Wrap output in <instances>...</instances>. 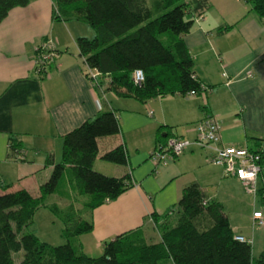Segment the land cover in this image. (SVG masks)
I'll list each match as a JSON object with an SVG mask.
<instances>
[{
    "label": "crops",
    "instance_id": "obj_1",
    "mask_svg": "<svg viewBox=\"0 0 264 264\" xmlns=\"http://www.w3.org/2000/svg\"><path fill=\"white\" fill-rule=\"evenodd\" d=\"M207 1L182 36L191 71L205 89L194 95L153 97L145 103L106 90L107 75L96 74V86L91 84L75 39L92 38L94 32L81 29L77 20L55 18L52 0L13 6L0 21V183L8 186L6 191L24 189L37 197L51 171L47 159L52 163L61 159L62 136L100 111L113 110L117 117L119 132L96 140L92 169L114 177L127 174L133 185L81 216L92 228L70 241L85 255L90 253L84 240L100 250L103 241L137 227L145 238L150 236L155 228L151 214L168 212L188 183H197L205 200L221 205L222 198L244 190L237 179L223 174L221 166L207 160L209 147L191 145L156 164L149 158L167 136L193 139V125L205 114L219 125V146L253 150L264 141V19L242 0ZM45 39L54 42L57 56L39 77L33 71L34 51ZM11 139L22 150V158L9 156ZM118 144L126 149L124 165L100 158ZM260 167L263 171L264 161ZM86 200L80 201L81 207ZM248 219L251 224V214ZM231 229L242 235L234 226Z\"/></svg>",
    "mask_w": 264,
    "mask_h": 264
},
{
    "label": "trees",
    "instance_id": "obj_2",
    "mask_svg": "<svg viewBox=\"0 0 264 264\" xmlns=\"http://www.w3.org/2000/svg\"><path fill=\"white\" fill-rule=\"evenodd\" d=\"M52 1L55 18L79 19L93 28L92 38L77 37L75 44L87 72L92 70L109 76L106 90L142 103L153 97L202 91V84L191 71L192 59L182 36L190 31L193 16L209 5L207 0ZM242 1L264 19V0ZM27 2L0 0V21L11 7ZM35 54L34 51V57ZM136 69L143 73L139 84L132 82V72ZM44 73L35 75L40 77ZM91 84L96 86V80ZM118 132L113 110L100 111L66 132L62 136L61 159L57 163L47 159L51 171L39 185L37 197L24 189L6 191L8 186L0 183V264H264V251L253 260L250 240L243 235V241L233 238L238 233L231 229L221 203L205 200L195 182L183 186L168 212L161 216L151 214L157 241H146L143 230L137 227L103 241L97 257L75 249L70 240L90 232L91 221L75 215L72 201L67 203L69 212H62L55 203L44 204L43 199L54 193L63 175L76 194L87 196L82 203L86 212L116 199L131 187L133 182L127 174L114 177L92 169L97 138ZM15 146L11 139L8 146L11 157L18 151ZM100 158L124 165L126 149L118 144L104 151ZM259 175L255 197L264 207V169L261 167ZM42 206L48 207L61 222L60 232L66 238L65 243L49 245L34 233L26 232L35 211ZM18 251L22 253L21 258L14 262L12 253Z\"/></svg>",
    "mask_w": 264,
    "mask_h": 264
},
{
    "label": "built area",
    "instance_id": "obj_3",
    "mask_svg": "<svg viewBox=\"0 0 264 264\" xmlns=\"http://www.w3.org/2000/svg\"><path fill=\"white\" fill-rule=\"evenodd\" d=\"M34 72L42 74L57 56L54 42L50 39H45L40 42L35 48ZM46 74V73H44ZM95 71H88V79L92 82L96 76ZM143 80V73L136 69L132 72V82L139 84ZM204 90V86L201 85ZM189 95H194L196 92L190 90ZM194 137L191 140L180 138L177 136H168L163 143L155 146L149 153L150 160L156 164L166 159H171L181 154L189 146L195 145L198 147L211 148V155L207 158L211 163L221 166L225 176H231L237 179L243 186L245 192L255 196L257 188L258 174L260 172V161L264 157V141H261L258 146L249 150L246 148H237L233 146L217 145L219 136V125L212 115L205 114L199 121L193 125ZM22 150L18 149L15 153L17 158H22ZM264 160V159H263ZM251 227H263L264 217L262 212L257 209L251 213ZM235 240L243 241L244 237L240 234L233 236Z\"/></svg>",
    "mask_w": 264,
    "mask_h": 264
},
{
    "label": "rangeland",
    "instance_id": "obj_4",
    "mask_svg": "<svg viewBox=\"0 0 264 264\" xmlns=\"http://www.w3.org/2000/svg\"><path fill=\"white\" fill-rule=\"evenodd\" d=\"M63 19L66 22L76 20L71 18H63ZM77 22H79V27L83 26L88 30L92 29V31L94 32L93 28H91L90 25L87 24L86 22L79 19L77 20ZM83 27L80 28L82 29ZM158 37L165 43V40H163V37H161V35ZM86 199H87L86 195H78L76 193H72V190L69 187L67 180L65 179V176L63 175L60 178L54 193L45 196L43 202L46 203V205H50V203L56 202L59 206L62 207L60 208L62 212L63 211L69 212L70 207L67 208L68 207L67 203L72 201L71 209L74 211L75 215L85 216L86 211L82 209L80 201ZM222 201H223L222 207L224 213L228 217L230 225L234 226L235 231L242 233V235L246 239L250 240L251 256L252 259L254 260L261 251H264V226L251 227L250 220L248 219V217L252 213V210L254 208L259 209L264 217V207L260 205L256 197H253L251 194H246L242 188L236 194L234 193L233 198H228L226 200L222 198ZM62 202L65 203L66 206L63 205ZM76 207L79 209L78 212L76 210ZM60 229H61V222L59 221V219L50 212L48 207L42 206L35 211L32 217V223L31 225H29V227L26 228V232L34 233L40 241L46 242L49 245H59L65 243L66 241V238H64L61 235ZM153 229L154 231L150 229L152 231L151 233H149L150 236L147 235L148 233L146 234V238H145L146 241L152 242L157 240V232L155 228ZM70 242L72 243L71 245H73L74 247V242L73 241ZM74 248L78 250V248L76 247ZM84 249L88 251V253H90L89 255L86 254L89 257H97L101 254V249L96 250V248L92 246V242L90 240L89 241L84 240ZM21 255H22L21 251L12 253L14 262H18L21 258ZM164 264H169V263L166 262Z\"/></svg>",
    "mask_w": 264,
    "mask_h": 264
}]
</instances>
